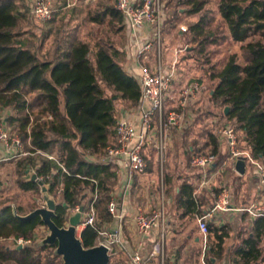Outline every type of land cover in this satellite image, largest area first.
I'll list each match as a JSON object with an SVG mask.
<instances>
[{
	"label": "trees",
	"instance_id": "obj_1",
	"mask_svg": "<svg viewBox=\"0 0 264 264\" xmlns=\"http://www.w3.org/2000/svg\"><path fill=\"white\" fill-rule=\"evenodd\" d=\"M19 1L0 0V123H6L22 138L29 153L15 160L19 161L17 184L22 191L40 194V185L32 177H24L28 176L27 171L34 170L38 179L48 178L43 183L50 195L58 199L53 221L60 228L66 227L72 209L85 205L88 212L93 205L94 224L87 225L80 235L84 248L91 249L96 247L99 233L111 232L115 223L108 205L117 174L114 165L101 160L106 149L115 143L119 106L138 108L142 89L123 68V53L115 44L98 41L92 46L68 35L58 43L53 56L41 59L43 45L35 50L32 33L24 29L30 19ZM114 2L104 0L101 11L90 13L89 20L102 26L118 24L124 30V18ZM175 3L176 7L185 8V16H201L198 22L187 23L189 42L199 47L196 52L200 56L206 55L210 45L223 41L242 44L244 63L234 54L214 73L216 85L211 100L225 109L230 107L229 114L226 116L223 111L222 115L236 125V132L242 133L239 145L243 142V151L264 164V0H221L222 23L216 30L204 14V1L169 0L168 7ZM27 9L30 12L28 5ZM165 13L164 6L166 19ZM48 36L45 34L43 39ZM210 138L211 154L219 155L217 138L213 134ZM187 152L191 155V147ZM39 153L53 155L57 161L42 158L38 162ZM240 178L234 176L238 189L243 187ZM193 192L194 188L186 184L179 196L189 208L196 203ZM28 215L11 205L0 209V264H64L55 254L56 246L35 248L32 244L20 249L3 243L18 238L35 243L36 232L45 224L41 217L20 218ZM197 215L203 212L199 210ZM229 236V226L209 225L212 257L223 258ZM206 262L214 264L209 257ZM234 262L264 264V218L253 222L251 231L235 249Z\"/></svg>",
	"mask_w": 264,
	"mask_h": 264
},
{
	"label": "built area",
	"instance_id": "obj_2",
	"mask_svg": "<svg viewBox=\"0 0 264 264\" xmlns=\"http://www.w3.org/2000/svg\"><path fill=\"white\" fill-rule=\"evenodd\" d=\"M25 1L36 21L47 23L53 19L54 9L51 0ZM115 7L122 14L136 41L135 71L137 70V72L131 69L129 75L135 77L139 82L142 89V99L138 108L125 111L120 117L116 127L115 143L106 149V154L101 162L120 168L119 171H123L126 176L125 188L129 189L136 176L147 173L148 162L145 157L147 144L153 143L155 161L160 166L162 173L164 172L168 161L170 131L173 128L181 129L188 106L201 93L202 85L198 81L190 83L182 90L177 107L169 111L166 99L176 80V73L174 70H166L161 58L162 31L165 22L163 0H115ZM148 29L152 31L154 42L158 46L156 61L153 64L150 62L149 54L153 51L154 42L145 38ZM135 116L140 120L139 129L133 123ZM217 134L228 146V161L234 171H236V162L240 158H245L246 165L249 164L254 169L257 177L256 190L262 201L243 209H236L232 204L229 189L224 188L211 212L198 220L199 229L203 234L204 254L209 245L207 220L213 217L215 213L244 212L254 219L264 218V164L254 160L249 152L240 150L239 136L233 127L220 128ZM28 155L22 138L13 133L5 123H0V166ZM43 155L50 161H57L54 156L45 153ZM217 161V155L197 152L192 155L191 166L200 169L206 175ZM59 166L61 165L59 164ZM38 180L43 182L48 178L42 177ZM46 187L48 188V186ZM61 192L62 188L60 187L58 196ZM56 200L58 201V199ZM79 209V206L72 209L71 215L77 213ZM108 212L115 220L122 219L114 194H111ZM95 218V208L91 205L90 211L84 212L83 223L79 229L93 225ZM164 218L163 205L154 211H149L144 207L137 209L135 224L141 243L133 252L130 264H149L153 258H160L162 263L164 262L165 241L163 233L161 238L154 243L149 258L146 259L142 255V249H140L143 241L153 230L164 229ZM99 235L109 238V241L102 244L110 248L111 257L116 256L117 252L113 249L118 244L115 238L116 234L111 231L100 232ZM32 244L33 241L25 238L15 240L16 247L24 248Z\"/></svg>",
	"mask_w": 264,
	"mask_h": 264
},
{
	"label": "crops",
	"instance_id": "obj_3",
	"mask_svg": "<svg viewBox=\"0 0 264 264\" xmlns=\"http://www.w3.org/2000/svg\"><path fill=\"white\" fill-rule=\"evenodd\" d=\"M54 1V15L52 23H56L58 20L63 21L65 16L70 14L72 21L75 20L79 14L83 13L84 18L92 26L98 25L89 20L88 15L90 13L96 14L101 11L100 4L104 0H53ZM96 3V4H95ZM115 3V2H114ZM115 5V4H114ZM116 8V7H115ZM47 22V23H49ZM102 26V25H98ZM124 44L120 45L122 54V65L126 72L129 74L131 69L135 71V62H136V41L132 36L130 30L128 29L127 24L124 20ZM165 29V24L164 28ZM76 30V29H75ZM73 31L71 35H75ZM163 33V31H162ZM78 38V36H77ZM144 38V37H143ZM146 40L154 42L152 31L148 29L146 31ZM79 39V38H78ZM82 41V40H81ZM84 42V41H83ZM163 46V41H162ZM158 46L154 42L153 51L149 54L150 62L153 64L156 61ZM163 48L161 47V58L163 61ZM163 62L166 70H171ZM173 88V87H172ZM172 90V89H171ZM171 92V91H170ZM169 92V93H170ZM168 93V94H169ZM168 94H167V108H168ZM203 94V87L201 93L198 97L190 102L187 113L189 112L190 107L193 102H197L200 96ZM178 102V101H177ZM120 108V117L124 114L125 111H132L134 109H127L119 106ZM170 111L171 109L168 108ZM186 113V114H187ZM6 114H4L5 116ZM119 117V118H120ZM4 120L5 118L2 117ZM191 119V118H190ZM6 122V119H5ZM133 123L136 127L140 128V120L135 116ZM6 124V123H5ZM177 132V128L171 129ZM219 130V129H218ZM217 130V131H218ZM182 131V128L180 129ZM210 134H213L220 146V152L218 156L217 163L207 172L206 175L197 168L190 167L188 162V168L178 171L176 176L168 175L167 183L168 189L166 193V202L165 200L161 201L158 196V187L154 188L153 183L154 178L156 177V171L153 168V158H155V152H153V143L146 145V157L148 162V170L144 175H138L134 178L132 185L129 189L125 188L126 176L123 171H119L120 168L115 166V171L117 174V184L115 190L112 192L116 197L118 203V209L120 215L122 216L121 220H115L114 225L112 226V232L116 234L115 238L118 241L113 249L117 252V255L111 257L110 264H130L131 256L135 249H137L141 243V238L138 235L137 227L135 224V214L139 207H144L149 211L158 210L164 207L165 218H164V229H155L153 230L147 238L143 241V245L140 247L142 249V255L147 259L150 256L151 250L153 249L154 243L159 240L162 236L165 241V259L162 263L160 258H153L149 264H201L206 263V259L211 258L212 262L215 264H233L235 260V249L240 246L242 240L245 239L247 234L251 231L253 227V222L256 220L244 212H217L213 217L208 218V228L209 225L216 227H226L230 228V236L225 242V251L222 259H216L210 255V241L208 249L204 254V244H203V234L199 229L198 220L206 216L213 209L219 195L222 194L224 188L229 189L231 195V201L233 206L236 209H243L244 207H249L252 204L259 203L262 201V198L256 190L257 177L254 174V169L247 164L245 175L238 174L237 171H234L231 163L228 161L229 149L227 144L218 136L217 132L209 133L208 143L206 147L211 149V138ZM173 137V136H172ZM194 148L191 147V152H194ZM197 153V152H195ZM211 154V153H209ZM41 157H45L42 154H38ZM49 155V154H48ZM53 156V155H51ZM224 160L222 164L220 161ZM189 161V160H188ZM12 162V161H11ZM156 162V161H155ZM5 164V163H4ZM228 169L232 176H240V183L244 186V179L250 175L253 171V181L250 182L247 187V192L252 197V201H244L241 207L236 202V199L233 194L232 185L223 177L221 174ZM150 173V174H149ZM169 180V181H168ZM155 184V183H154ZM191 185L194 188L193 197L196 198L195 205H192L190 208L184 204L185 201L181 202L179 196L181 189L184 185ZM186 196H189L186 195ZM247 205V206H244ZM202 211L203 215H197L198 211ZM83 231V229H82ZM81 231V232H82ZM81 233L79 234V236ZM209 238V236H208ZM109 241L108 237H101L99 235L96 246L101 245Z\"/></svg>",
	"mask_w": 264,
	"mask_h": 264
},
{
	"label": "rangeland",
	"instance_id": "obj_4",
	"mask_svg": "<svg viewBox=\"0 0 264 264\" xmlns=\"http://www.w3.org/2000/svg\"><path fill=\"white\" fill-rule=\"evenodd\" d=\"M51 1L55 11L54 1ZM168 1L163 0L166 12V24L162 33V48L164 49L163 62L166 63L169 58L166 65L176 73L173 88L168 94V108L172 111L177 107V101L182 90L193 81H198L202 85L203 94L197 102L192 103L189 112L182 122V131L180 129L177 132H175L176 130L173 131V133L172 130L170 131L168 161L163 173L160 166L155 162V158H153V168L156 171V177L154 178L155 184L153 183V185L154 188L158 187L159 199L161 201L165 200V202L166 191L168 189V175L176 176L178 171H182L184 168L187 169L189 161L190 167L192 168L191 158L195 152L211 153V149L206 147L210 132L215 133L218 129L226 126L236 128L234 123H229L226 117H223L222 113L225 111V108L221 104H216L211 100V97L214 95L213 89L216 85L212 76L216 71L225 66L231 55H238L241 63L245 61V52L242 49V44L231 41H223L221 44L210 45L206 50V55L200 56L196 52V49L199 47L189 42L190 35L187 32V23H196L200 20L201 16H195L193 18L185 16L183 15L185 8L181 6L176 7V3L168 7ZM202 1L206 3L204 14L211 20V28L216 30L217 26L222 23L219 13L221 0ZM19 5L21 10L26 12L30 19L29 24L25 23L24 29L32 33V43L36 48L35 50H38L40 45H43L42 52H40L41 59H46L48 55L53 56L58 43L63 41L68 35H71L75 29L76 33L74 32V34L80 40L90 43L92 46L98 41L115 44L117 47L124 44V30L121 31V26L118 24L114 26L109 24L92 26L85 20L83 13L79 14L73 21L71 19L72 16L68 14L63 21L58 20L56 23H41L32 17L27 9L25 0H20ZM45 34H49V36L43 39ZM220 35H223L222 31ZM7 115L8 113L5 116ZM237 134L239 138L242 137L241 132H237ZM239 146L240 150L243 151L242 147L245 144L240 142ZM189 147H195L196 149L191 155L187 152ZM42 158L45 157L40 156L36 160L39 162ZM18 162H8L0 168V209L5 205H11L16 210L22 208L25 214H31L37 209L44 207L42 192L40 194L25 192L18 187L17 181L20 178L18 174ZM252 173L253 171L244 179L245 187L241 189H238V184L235 183L234 177L228 169L221 174V177L232 185L234 197L239 205L238 207H241L244 201H252V197L246 190L250 182L253 181ZM27 174L28 176L26 178L24 177V179H29L35 172L34 170H29ZM82 229H79L78 235ZM49 235L50 232L46 227L40 228L36 232V241L35 243L33 242L35 248L43 245V241ZM3 243L8 247H15V241L12 239L3 241Z\"/></svg>",
	"mask_w": 264,
	"mask_h": 264
},
{
	"label": "water",
	"instance_id": "obj_5",
	"mask_svg": "<svg viewBox=\"0 0 264 264\" xmlns=\"http://www.w3.org/2000/svg\"><path fill=\"white\" fill-rule=\"evenodd\" d=\"M230 107H226L225 115L229 114ZM236 171L240 175L246 173V159L240 158L236 162ZM32 181L37 182L41 187L44 207L37 209L22 220H29L35 217H41L45 227L49 230L50 235L43 241V245L56 246V255L61 257L64 264H110V248L104 244L91 249L84 248L78 229L83 223V214L85 205H82L79 211L68 218L66 227H58L53 218L59 206L58 201L52 197L48 188L43 182L38 180L36 174L32 175ZM20 249L23 247H19Z\"/></svg>",
	"mask_w": 264,
	"mask_h": 264
}]
</instances>
